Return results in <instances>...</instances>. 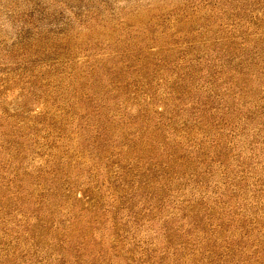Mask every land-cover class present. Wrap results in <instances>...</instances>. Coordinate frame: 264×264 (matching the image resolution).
I'll use <instances>...</instances> for the list:
<instances>
[{
    "label": "rangeland",
    "instance_id": "rangeland-1",
    "mask_svg": "<svg viewBox=\"0 0 264 264\" xmlns=\"http://www.w3.org/2000/svg\"><path fill=\"white\" fill-rule=\"evenodd\" d=\"M0 264H264V0H0Z\"/></svg>",
    "mask_w": 264,
    "mask_h": 264
}]
</instances>
